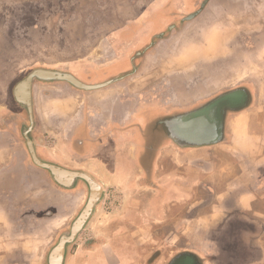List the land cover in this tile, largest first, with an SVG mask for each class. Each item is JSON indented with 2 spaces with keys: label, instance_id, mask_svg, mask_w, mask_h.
<instances>
[{
  "label": "crops",
  "instance_id": "0c3cea01",
  "mask_svg": "<svg viewBox=\"0 0 264 264\" xmlns=\"http://www.w3.org/2000/svg\"><path fill=\"white\" fill-rule=\"evenodd\" d=\"M110 16L116 22L104 29L113 37L99 40L105 41L104 55H111L54 69L87 84L122 78L93 90L64 81L34 80L31 87L30 137L37 156L84 171L104 186L95 213L75 239L83 235L85 242L72 251L67 247L64 264H264V104H258L264 90L227 91L241 100L231 99L238 108L225 114L223 139L184 146L172 140L166 122L182 114L168 118L200 92V84L187 95L173 92L170 104V81L176 78L152 81L144 70L153 58L146 69L141 62L163 39L153 36L169 26L168 10L132 6ZM127 32H133L132 40L121 38ZM246 55L225 56L223 65L248 64ZM243 72L234 78L242 80ZM9 96L0 110V264H41L35 243L42 209L55 218L70 210L73 218L87 188L81 181L60 188L32 162L23 137L27 110L12 90ZM7 110L13 114L3 119ZM157 123L165 132L152 142L144 131ZM110 193L116 196L108 201Z\"/></svg>",
  "mask_w": 264,
  "mask_h": 264
},
{
  "label": "rangeland",
  "instance_id": "374dc122",
  "mask_svg": "<svg viewBox=\"0 0 264 264\" xmlns=\"http://www.w3.org/2000/svg\"><path fill=\"white\" fill-rule=\"evenodd\" d=\"M203 1L0 0V110L6 103V97L11 95L14 84L34 68H67L69 62L86 58L102 61L111 55L107 50L104 55L105 41L99 38L113 37L104 28L110 29L109 26L115 24L116 18L110 14L116 13V10L132 6L163 8L168 10L170 26L198 11ZM132 33H124L121 38L132 40ZM153 39H156L155 36ZM158 42L160 44L147 52L149 54L146 53L141 62H144L145 68L146 60L150 56L153 58L151 66L144 70L153 74L152 81L167 75L170 79L176 78L174 82L170 81L169 103L172 104L173 92L187 95L193 84H200V92L186 97L185 101L189 102L171 111L168 118L197 108L231 89L248 91L251 86L254 90H264V0H207L193 18L178 22ZM243 53L247 54L248 64L242 65L241 60H235L229 68H225L222 60L225 56L232 54L239 57ZM155 59L157 63L152 64ZM242 68L244 78L235 79L234 76ZM232 74L233 79L229 80ZM139 82H136L138 87L141 86ZM258 104H264V100ZM12 114L7 110L2 118ZM144 132L146 138L154 142L165 131L157 123L149 125ZM113 195L116 196V193H110L107 200H112ZM107 213V217L113 215L111 209ZM69 214L70 210L57 214L55 218L49 215L47 209H42L39 241L35 243L39 245L35 248L40 247L41 264H46V252L61 234L67 232L74 218ZM94 226L90 225L89 229ZM26 227L29 226L25 224L27 230ZM83 240L82 235L69 246L70 250L79 247L85 242ZM34 263L37 264L36 261Z\"/></svg>",
  "mask_w": 264,
  "mask_h": 264
},
{
  "label": "water",
  "instance_id": "95a60500",
  "mask_svg": "<svg viewBox=\"0 0 264 264\" xmlns=\"http://www.w3.org/2000/svg\"><path fill=\"white\" fill-rule=\"evenodd\" d=\"M206 2L207 0L202 2L198 11L192 12L181 20L170 25L167 28V31L172 29L178 22H184L193 18L204 7ZM167 31L157 34L155 38H161L167 33ZM145 50L146 48L140 50L137 54H141ZM134 70L135 68L133 67L132 71ZM122 77L123 76L112 78L108 81L97 84H87L76 78L70 72L37 67L29 71L14 85L12 89V95L15 101L20 103L28 113V120L23 137L25 138L32 162L40 168L46 170L53 182L60 188L72 189L79 181L83 182L87 188V197L83 206L69 224L67 232L61 234L55 244L48 250L46 255V264H64L67 247L75 241L77 236L84 229L88 220L95 213L96 206L103 196L104 186L100 181L96 180L84 171L64 168L60 165L41 160L37 156L34 143L30 137V131L33 126L31 95L32 83L34 80L43 82L64 81L77 89L93 90L106 86ZM220 99L221 96L215 98L210 103H207L202 108L189 115L185 114L169 119L166 124L169 128L171 136H176L183 140V143L193 147L210 145L219 142L223 127L222 114L220 116L218 113L220 117L218 120L212 119L211 116L215 113H213L211 107ZM205 108H208V111L199 112Z\"/></svg>",
  "mask_w": 264,
  "mask_h": 264
},
{
  "label": "flooded vegetation",
  "instance_id": "af4514ba",
  "mask_svg": "<svg viewBox=\"0 0 264 264\" xmlns=\"http://www.w3.org/2000/svg\"><path fill=\"white\" fill-rule=\"evenodd\" d=\"M223 95V96H222ZM230 94H226V92L225 93H223V94H220L219 96H221V99L220 100H218L216 103H214L213 105H212V110H213V113H215V114H213L212 116H211V118L212 119H219L220 117H219V115H218V113L220 114V116H221V114H222V122H223V127H224V118H225V114L228 112V111H235V109H237L238 107V103L237 104H235V102L233 103L232 102V100L231 99H233V100H235V101H238V102H240V100H241V97L239 96V94H237V95H235V96H229ZM219 96H217V97H219ZM217 97H215V98H217ZM233 97H236L235 99L233 98ZM238 97V98H237ZM214 98V99H215ZM214 99H212V100H214ZM212 100H210V101H208L207 103H210ZM207 103H205V104H203V105H201V106H198L197 108H194V109H192V110H190V111H187V112H184V113H182V114H180V115H178V116H182V115H185V114H187V115H189V114H191L192 112H194V111H197V110H199L200 108H202L204 105H206ZM208 111V108H205V109H203V110H201V111H199L200 113L201 112H204V111ZM218 111V112H217ZM223 127H222V133H221V136H220V141L223 139ZM171 138H172V140H175V141H178L179 143H181V144H185V143H183L184 141L183 140H181V139H179L178 137H176V136H171ZM219 141V142H220ZM218 143V142H217ZM187 145V144H186ZM187 146H189V145H187ZM86 225H87V223H86ZM86 225H85V227H86ZM84 227V228H85ZM75 242V241H74ZM73 242V243H74ZM72 243V244H73ZM71 245V244H70ZM69 247V246H68ZM170 264H172V263H170ZM173 264H174V262H173Z\"/></svg>",
  "mask_w": 264,
  "mask_h": 264
}]
</instances>
